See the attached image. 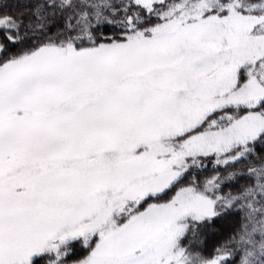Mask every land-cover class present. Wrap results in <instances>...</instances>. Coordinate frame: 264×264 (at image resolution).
<instances>
[{"label": "snow or ice", "instance_id": "obj_1", "mask_svg": "<svg viewBox=\"0 0 264 264\" xmlns=\"http://www.w3.org/2000/svg\"><path fill=\"white\" fill-rule=\"evenodd\" d=\"M0 264H264V0H0Z\"/></svg>", "mask_w": 264, "mask_h": 264}]
</instances>
